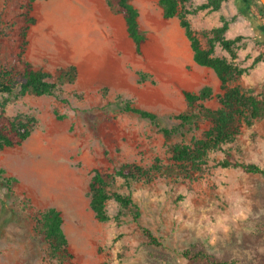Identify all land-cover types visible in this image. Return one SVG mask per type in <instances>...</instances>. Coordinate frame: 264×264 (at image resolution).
Instances as JSON below:
<instances>
[{"label":"rangeland","instance_id":"obj_1","mask_svg":"<svg viewBox=\"0 0 264 264\" xmlns=\"http://www.w3.org/2000/svg\"><path fill=\"white\" fill-rule=\"evenodd\" d=\"M128 1L145 36L139 53L113 0H36L30 10L24 9V17L21 0H0V68L20 73L23 61L53 77L72 75L54 96L27 94L5 107L4 118H33L35 125L26 140L0 151V169L15 179L11 192L0 187V264H66L51 255L35 231V219L48 207L60 212L72 264H208L178 255L195 243L218 261L264 264V178L218 165L227 159L264 169V116L243 127L223 151L210 154L206 170L196 177L156 176L129 188L116 182L114 191L137 205L138 225L160 246L147 244L129 213L116 222L119 209L113 201L106 203V222L97 221L89 208L94 171L110 173L124 164L172 166V146L199 139L209 127L199 117L182 136L165 139L135 115H106L108 103L129 101L154 114L161 126L171 127L179 124L176 116L197 114L200 106L216 110L215 97L221 93L215 73L192 61L178 16L165 19L158 0ZM204 2L190 0L183 11ZM27 16L34 23L17 58L19 30ZM221 17H235L227 39L245 38L235 63L247 67L264 54V43H258L264 40V28L240 0H226L216 12L185 15L202 47L208 38L202 32L220 26ZM41 19L46 20L42 33L35 30ZM215 55L231 61L220 47ZM138 73L148 79L139 83ZM236 84L258 94L264 87V62ZM203 87L211 88L212 98L188 106L183 94Z\"/></svg>","mask_w":264,"mask_h":264},{"label":"trees","instance_id":"obj_2","mask_svg":"<svg viewBox=\"0 0 264 264\" xmlns=\"http://www.w3.org/2000/svg\"><path fill=\"white\" fill-rule=\"evenodd\" d=\"M19 7L20 16L24 17V9H31V5L36 0H21ZM226 0H205L204 3L188 11L184 6L190 0H158V5L165 19L178 16L180 26L184 29L185 36L190 43L192 51V61L200 67L212 70L220 83L221 93L216 95L218 108L210 110L200 106V112L197 114H180L176 116L179 124L171 127H163L159 124L156 116L150 112L134 107L129 101L121 103H108L105 106L106 115L132 114L138 118L151 123L158 132L165 138L170 139L174 136H182L184 129H190L195 126L196 121L204 119L209 122L207 130L203 131L199 139L192 138L188 144H176L171 148L172 166L161 168L154 164L144 169L136 164H124L110 173H101L94 171L88 184L89 190V208L99 222L110 220L105 206L109 201H113L119 209L116 222H120V216L123 212L129 213L131 221L137 225L141 234L146 239L147 244L151 246H160L152 233L138 225L140 212L137 205L128 195H122L114 191L117 181H120L126 187L132 183L146 182L150 183L156 176H171L175 173L183 174L188 178L196 177L202 174L207 166L210 154L223 151V147L232 144L240 135L243 127H250L255 121L264 116V87L258 94L253 89L243 88L236 82L243 76H246L259 63L264 62V54H258L252 58L247 67H242L235 63L237 58L236 51L244 49L246 46L245 38L236 36L233 39H227L225 34L229 25L235 21V17L226 19L221 17L220 26L211 28L202 32L207 36L206 47H202L196 34L191 30L189 22L185 15H194L200 11L216 12L220 10ZM248 6L250 14L264 28V7L257 0H240ZM117 12L121 15L128 38L132 41L137 53L145 42V36L140 32L138 25V12L129 3L128 0H113ZM180 10L183 13H180ZM34 23L33 17H26L24 27L19 30L21 38L19 52L16 57L19 58L23 47L27 45L26 31ZM209 35V36H208ZM258 43H264L258 41ZM230 55L231 61L215 55V48ZM20 73L13 69L0 68V151L6 148L20 144L28 138L32 128L35 125L33 118H4L3 114L6 105L12 99L22 98L25 95L34 96H54L62 87L65 80L72 77L71 74H60L53 77L49 73L40 70H34L27 62L19 61ZM70 71H74L70 68ZM148 79L144 73H138V82L142 83ZM184 99L188 106L196 102H205L212 98V90L209 87H203L197 93L185 92ZM220 167H237L248 174L258 175L264 178V169L254 165L231 164L227 159L218 163ZM15 184V179L5 175L0 169V187L7 192ZM3 206L5 204H2ZM35 231L43 241L48 245L53 257H61L66 264L70 263L71 254L67 249V240L62 231V218L60 212L54 207H48L39 212L35 219ZM178 255L187 261L201 260L208 264H236L235 260L218 261L209 254L198 248V244H192L189 247L178 252Z\"/></svg>","mask_w":264,"mask_h":264},{"label":"crops","instance_id":"obj_3","mask_svg":"<svg viewBox=\"0 0 264 264\" xmlns=\"http://www.w3.org/2000/svg\"><path fill=\"white\" fill-rule=\"evenodd\" d=\"M45 24H46V20L45 19H41L37 22V25H36V31H39V32H43L44 28H45Z\"/></svg>","mask_w":264,"mask_h":264},{"label":"water","instance_id":"obj_4","mask_svg":"<svg viewBox=\"0 0 264 264\" xmlns=\"http://www.w3.org/2000/svg\"><path fill=\"white\" fill-rule=\"evenodd\" d=\"M257 1H258V3H259L261 6L264 7V0H257Z\"/></svg>","mask_w":264,"mask_h":264}]
</instances>
